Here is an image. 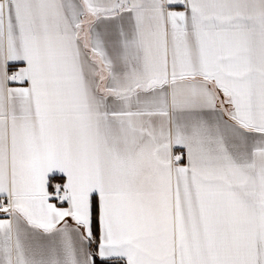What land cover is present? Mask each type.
<instances>
[{
	"label": "snow or ice",
	"instance_id": "obj_1",
	"mask_svg": "<svg viewBox=\"0 0 264 264\" xmlns=\"http://www.w3.org/2000/svg\"><path fill=\"white\" fill-rule=\"evenodd\" d=\"M0 264H264V0H0Z\"/></svg>",
	"mask_w": 264,
	"mask_h": 264
}]
</instances>
